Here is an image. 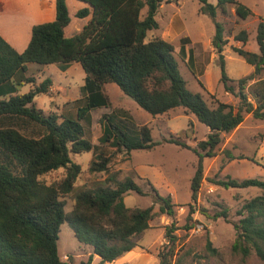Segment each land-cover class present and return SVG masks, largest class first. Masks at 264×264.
Listing matches in <instances>:
<instances>
[{"label":"trees","instance_id":"1","mask_svg":"<svg viewBox=\"0 0 264 264\" xmlns=\"http://www.w3.org/2000/svg\"><path fill=\"white\" fill-rule=\"evenodd\" d=\"M78 1L83 6L76 17L86 21L81 30L70 37L65 36V28L71 22L68 0H56L55 20L34 26L23 52H18L0 34V264H74L70 258L62 260L59 255L58 242L65 223L79 243L93 250L88 261L80 264H91L94 256H98L101 263H114L138 247L135 238L150 228L149 223L154 218L152 206L131 209L125 204V195L130 192L145 194L132 178L116 182L115 187L81 190L69 214L61 200L73 191L82 171L71 155L96 149L85 138L80 121L89 119L93 110L111 106L103 90L105 84H116L153 117L181 107L209 129L207 138L192 149L191 145L174 137L154 141L147 126L138 131L130 129L128 123L132 118L125 111L114 110L101 118L100 142H109L128 156L134 150H150L161 144L192 149L198 157L191 181L194 204L204 180V160L217 156L222 135L238 128L246 115L264 120V78H260L264 71V21L258 26L260 53L235 50L254 67L250 76L237 81V87L231 84L234 81L227 74L221 55V82L228 93L238 98V104L217 101L210 106L201 94L187 88L173 44L160 37L146 40L148 32L159 29L156 16L162 4L170 0ZM199 1L201 12L212 19L217 17L218 9L226 13L228 5L234 6L242 19L253 14L238 0H216V4L210 0ZM144 9L147 11L142 18ZM215 28L212 44L221 54L226 44L224 28L219 22H215ZM237 39L245 43L246 33L241 32ZM181 52L185 54L184 47ZM74 62L86 73L81 88L85 104L78 109L77 118H64L59 122L56 114L46 115L35 106L38 95L50 92L52 81L49 78L29 92L19 94L25 84L35 82L33 78L15 81L17 74L27 71L28 64H58L65 71ZM225 152L234 159L229 151ZM108 164V159L93 161L90 171H107ZM61 168L67 172L60 183L47 184L41 180L42 176ZM212 182L226 189L256 187L263 191L239 211L242 218L234 223L237 237L232 249L243 257L254 253L264 263V179L239 180L226 176ZM149 184L161 213L173 217L175 204L171 197L161 196ZM196 211L191 205L185 229L193 228ZM202 211L209 217L204 209ZM220 217L226 218L227 213L222 211L213 216ZM175 230L173 221L166 228L168 244L158 253L160 264H178ZM211 244L208 241L207 247L214 251Z\"/></svg>","mask_w":264,"mask_h":264},{"label":"rangeland","instance_id":"2","mask_svg":"<svg viewBox=\"0 0 264 264\" xmlns=\"http://www.w3.org/2000/svg\"><path fill=\"white\" fill-rule=\"evenodd\" d=\"M170 1L162 4L156 16L159 29L148 32L146 40L160 37L173 44L174 56L187 88L193 93L201 94L210 106H214L217 101L236 106L238 98L228 93L221 82V55L227 74L234 81L232 85L237 87L239 79L254 72V67L235 50L240 48L260 53L257 34L259 23L264 21V0H238L253 12L247 19L238 16L232 5L227 6L226 13L218 9L217 17L212 19L201 12L199 0ZM210 2L216 4V0ZM82 6L83 3L78 0H68L71 22L65 28L66 37L79 32L86 21L76 17ZM146 11L147 9L142 11V18ZM55 18L56 0H0V34L18 52H23L27 47L34 26ZM215 22L221 23L224 28L223 38L226 44L221 54L212 44L216 32ZM241 32L246 33L245 43L237 39ZM182 47L185 48V54L181 52ZM27 67L25 73L17 74L15 81L33 78L35 82L25 84L19 94L29 92L49 78L52 81L50 92L38 95L35 106L46 115L56 114L59 122L64 118H77L78 109L85 104L81 88L85 83L86 73L81 65L74 62L65 71L58 64L30 63ZM260 78H264V71ZM103 90L109 97L111 106L93 110L89 119L80 121L85 138L96 149L71 155L82 171L73 191L61 198L65 204V212L69 214L73 210L76 195L81 190L97 186L115 187L116 182L132 178L145 194L130 192L125 195L126 206L131 209L152 206L154 212L150 228L135 238L139 244L137 259L145 258L147 264H160L159 250L168 244L166 228L174 221L177 227L174 233L178 237L175 261L178 264H264L254 253L243 257L232 249L237 237L234 223L242 218L239 211L246 202L262 195L263 191L256 187L226 189L212 182L226 176L239 180L264 179V120L255 119L251 114L246 115L238 128L222 135L223 141L217 150V156L204 160V180L197 203L194 204L191 181L198 165V157L192 149L207 138L209 129L194 115L187 114L184 108H176L153 117L125 95L116 84H105ZM114 110L125 111L132 118V122H127L130 129L138 131L147 126L154 141L174 137L191 145L192 149L161 144L150 150H134L128 156L124 150H117L109 142L103 144L100 142L103 135L101 118ZM225 151H229L234 159L229 158ZM101 158L109 160L108 170L91 172L92 162H101ZM66 172V169L61 168L42 176L41 180L47 184L60 183ZM149 183L161 196L171 197L175 204L173 217L161 213L160 204L155 202ZM191 205L197 209L193 215L195 224L192 229L187 230L184 227ZM203 209L209 217L203 214ZM222 211L227 213L226 218H213ZM208 241H211L214 251L208 249ZM58 247L61 259L70 258L74 264L88 261L93 251L90 246L78 242L67 223L61 227ZM91 264L110 263H101V259L94 256Z\"/></svg>","mask_w":264,"mask_h":264},{"label":"crops","instance_id":"3","mask_svg":"<svg viewBox=\"0 0 264 264\" xmlns=\"http://www.w3.org/2000/svg\"><path fill=\"white\" fill-rule=\"evenodd\" d=\"M240 2V1H239ZM242 3V2H240ZM243 4V3H242ZM245 5V4H244ZM16 17V16H14ZM31 24L29 25L28 28H30ZM4 34V33H3ZM6 35V34H5ZM31 35H32V30H31ZM10 38V37H9ZM31 39V38H30ZM30 42V41H29ZM29 44V43H28ZM28 46V45H27ZM26 49V48H25ZM139 254V247L134 248L132 251L126 253L123 255L121 258H119L116 262L110 263V264H147L146 259H137L136 255Z\"/></svg>","mask_w":264,"mask_h":264}]
</instances>
